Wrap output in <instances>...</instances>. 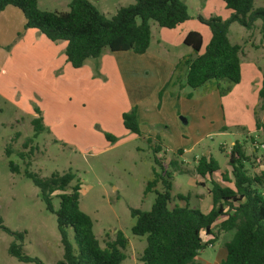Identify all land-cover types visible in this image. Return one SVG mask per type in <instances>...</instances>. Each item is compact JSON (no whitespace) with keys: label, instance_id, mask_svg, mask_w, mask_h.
I'll return each mask as SVG.
<instances>
[{"label":"rangeland","instance_id":"rangeland-1","mask_svg":"<svg viewBox=\"0 0 264 264\" xmlns=\"http://www.w3.org/2000/svg\"><path fill=\"white\" fill-rule=\"evenodd\" d=\"M88 1L108 19L120 8L135 2ZM182 1L188 4L192 17L187 28L199 26L209 31L206 25L198 22V16L210 17L205 3L202 0ZM71 2L38 0V8L42 12L64 13L69 11ZM210 5L219 10L216 0ZM255 8H264V0H255ZM258 24L263 22L258 21L250 31L236 23L231 25L230 41L243 46L244 54L241 55L240 83L231 85L224 93L217 89L216 81L198 89L188 87L184 69L173 79H161L158 73L162 64L165 69L169 63L177 65L181 56H191L193 49L180 40L186 28L169 30L155 22H151L153 39L149 50L144 56H135L144 57L146 68L123 61L130 57L125 53L106 50L109 54L104 52L102 57L115 59L113 62L118 66H112L114 70L110 72L106 68L105 74L97 76V81L89 78L86 72L72 70L69 78L77 76L81 82L59 79L58 89L37 82L33 72L18 78L8 67L0 68V79L4 80V89L0 92V217L12 232L25 233L24 253L39 258L44 264H57L64 255L56 216L47 210L39 188L31 179L11 172L10 161L22 170L30 163V170L42 179L54 173L74 172L82 183L81 210L93 219L94 233L101 246L105 248L120 232L128 239L127 258L122 264H144L139 259L147 241L145 237L133 235L135 220L130 209L150 210L156 198L154 191L144 194L147 183L155 178L154 153L149 140L167 150V155L162 157L171 170V159L178 161L181 171L173 174V196H189L190 206L205 214L212 208V184L209 177L202 178L196 173L200 158L211 157L217 161L221 169L215 180L222 187H232L228 182L233 178L228 173V156L233 144L239 142L251 159L246 164L249 174L261 176L264 173V130L257 124H264V104L259 98L264 71V31L262 25L257 27ZM167 34L169 40L164 42L162 36L165 38ZM161 39L162 45L169 50L168 57L162 55L166 52L158 44ZM129 68L135 73L129 72ZM220 85L228 86L226 82ZM37 104L45 110L51 129L41 133L25 149V143L35 134L32 121L35 119L33 108ZM143 108H148L150 113ZM132 110L137 114L141 111L146 118L139 122L141 136L123 125V114ZM7 148L13 152L10 156L6 154ZM31 148H34L32 156ZM180 150L184 151L183 155L178 154ZM22 153L29 154V158L23 160ZM262 191L264 193V186ZM59 202L54 199L56 208ZM175 202L179 206L187 204L177 199ZM212 232L217 241L200 253L204 264H215L225 252V243L233 236V232H220L218 224ZM212 238L203 233L205 243ZM15 241V237L0 228V264H31L10 256L8 250Z\"/></svg>","mask_w":264,"mask_h":264},{"label":"trees","instance_id":"trees-1","mask_svg":"<svg viewBox=\"0 0 264 264\" xmlns=\"http://www.w3.org/2000/svg\"><path fill=\"white\" fill-rule=\"evenodd\" d=\"M222 1L232 11L229 19L198 16V21L211 32L205 51L200 53L203 46L200 33L192 31L184 39V44L193 49V54L176 65L173 77L181 69L186 70V85L192 89L216 81L217 89L224 93L231 85L239 84L243 46L231 43L230 27L236 23L250 31L258 21H262L264 31V8L256 9L255 0ZM8 7L22 12L25 30H36L53 43L65 42V55L74 69L82 68L89 59L100 58L106 50L143 55L149 50L152 40L151 22L174 30L191 20L188 7L182 0H135L133 4L120 8L111 19L88 0H72L69 11L64 13L42 12L38 8V0H0V11ZM176 81L177 84L179 76ZM222 82L228 86L223 87L220 85ZM259 98L264 104V71ZM35 113L38 115L32 121L35 134L25 143V149L47 130L41 110L35 108ZM122 119L126 130L141 136L136 110L124 113ZM257 127L264 130V124H257ZM149 142L154 153L155 178L147 183L144 194L154 191L156 198L150 210L130 209L135 220L133 235L145 237L147 241L140 262L195 264L200 253L216 242L212 230L218 224L220 232H233L231 240L224 245L226 256L220 264H264V174L259 178L249 175L246 164L251 159L243 145L235 142L228 156V173L233 177L228 182L233 184L232 187H222L215 180L221 168L213 158L202 157L197 161V175L209 177L212 184V208L205 214L190 206L189 196H173V174L181 171L178 161L171 159V170L162 157L167 155V150ZM12 153L10 148L6 149L7 156ZM182 153L178 151L179 155ZM20 156L24 160L30 155L22 153ZM26 165L22 170L15 162H9L12 173L25 175L39 188L47 210L57 218L64 251L63 260L57 264H122L126 260L128 239L122 232L105 248L101 246L94 233L93 219L81 210L82 183L74 172L54 173L42 179L30 170V163ZM158 186L161 188L157 189ZM55 198L60 200L59 208L54 205ZM176 199L187 201L186 206L176 204ZM0 228L16 239L9 247L10 256L22 263L44 264L39 258L24 253L25 233L12 232L1 217ZM203 233L213 236L210 242H204Z\"/></svg>","mask_w":264,"mask_h":264},{"label":"crops","instance_id":"crops-1","mask_svg":"<svg viewBox=\"0 0 264 264\" xmlns=\"http://www.w3.org/2000/svg\"><path fill=\"white\" fill-rule=\"evenodd\" d=\"M202 1L205 3L206 8L209 10L210 17L218 16V17H221L223 20H227L231 17L232 11L226 8L222 0L221 1L216 0L219 10L215 9L213 5L212 6L210 5V3L213 0H202ZM218 2H222V4L219 5ZM186 5L188 7L187 3ZM197 12L199 13V15H201L199 9L197 10ZM188 22L182 24L181 26L177 27L174 30L182 31L183 28H186L185 33H182L181 39H180L183 44H184V39L190 32L194 31V32L200 33L203 37V46L200 52L202 54L211 40L210 29L209 31H206L203 28L201 29L199 26H193V28H187ZM25 23L26 21H25V18L22 12L18 10L17 8L8 7L4 11H0V68L3 69L4 67H8L10 71H13L16 75H18L17 76L18 78L19 76H29L30 72H33V76L35 77V79H37V82L40 81L41 84L47 88L53 87V88L58 89L57 87H59L58 85L59 79H61V81L67 80V82H70V80L74 79L75 82H79V83L81 82L80 80L79 81L77 80V76L74 78H69V75L72 73V70H76L77 72H82V73L86 72V75L89 78L93 79L94 81H97L98 80L97 76L105 74L106 68L108 69V71L111 72V70H114V67L112 66H115V65L118 66V64L113 62V60L115 59L111 61V58L102 57L101 55V57L98 59L87 60V62L82 68L74 69L67 61V58L65 55L67 44L65 42H59V43L50 42L44 35L40 34L36 30H32V29L25 30ZM261 25L262 24H258L257 27ZM230 30H231V27H230ZM162 38L164 39V42H166V40H169L167 39L169 38V35L167 34L165 38L164 36H162ZM152 39H153V35H152ZM180 40L177 41V44L180 42ZM161 41L162 39L158 41V44L159 46L163 48V51L166 52V53H162V55L167 56V54H169V50L168 48L162 45ZM122 53H125L130 56L128 58L125 57L123 61L125 60L131 61L133 64L146 68V64H145L146 60H144V57H139V58L135 57L137 54L133 52H122ZM106 54H109V53H106ZM145 54H143V56ZM243 54H244V50L241 55L243 56ZM189 55L190 54H186V56H189ZM186 56L182 55L179 60L183 59ZM161 61L163 63H168V62H165L164 60H161ZM175 65H176L175 63L173 64L169 63L166 69L164 68L163 64L161 65L158 74L160 75L161 79H163V81H166V79H169V77H173V71H174L173 68H175ZM128 70L129 72L133 74L135 73V71L130 68ZM0 81H1L0 92L2 93V90L4 89L3 87L4 80L0 79ZM47 83H49V85H46ZM137 105L138 107L140 106L139 104ZM36 108H39L42 112L44 126L47 129H51V126H49V120L48 118H46L45 110L41 108V106L39 105ZM147 109L148 108H143V110H147ZM33 113H34L35 118H37L38 115L35 113V108H33ZM146 113H150V112H148L147 110ZM137 116H138L139 122L140 121L143 122L146 120V118L142 116L141 111H138ZM262 169H264V167H262ZM263 174L264 173H262L261 176ZM254 176L257 178L260 177L259 175H254ZM225 256H226V253L223 252L221 256L218 257L215 264H220L221 261L225 258ZM196 262L197 264H201L203 260H201L200 257H198L195 263Z\"/></svg>","mask_w":264,"mask_h":264},{"label":"water","instance_id":"water-1","mask_svg":"<svg viewBox=\"0 0 264 264\" xmlns=\"http://www.w3.org/2000/svg\"><path fill=\"white\" fill-rule=\"evenodd\" d=\"M183 122L186 124L187 123V121L185 120V119H183Z\"/></svg>","mask_w":264,"mask_h":264},{"label":"built area","instance_id":"built-area-1","mask_svg":"<svg viewBox=\"0 0 264 264\" xmlns=\"http://www.w3.org/2000/svg\"><path fill=\"white\" fill-rule=\"evenodd\" d=\"M210 247H213V245H210Z\"/></svg>","mask_w":264,"mask_h":264}]
</instances>
